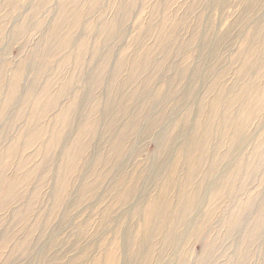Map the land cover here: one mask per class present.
I'll return each mask as SVG.
<instances>
[{"label": "rangeland", "instance_id": "obj_1", "mask_svg": "<svg viewBox=\"0 0 264 264\" xmlns=\"http://www.w3.org/2000/svg\"><path fill=\"white\" fill-rule=\"evenodd\" d=\"M10 193L0 264H264V0H0Z\"/></svg>", "mask_w": 264, "mask_h": 264}, {"label": "bare ground", "instance_id": "obj_2", "mask_svg": "<svg viewBox=\"0 0 264 264\" xmlns=\"http://www.w3.org/2000/svg\"><path fill=\"white\" fill-rule=\"evenodd\" d=\"M148 63H149V59H147L146 60ZM122 67V66H121ZM129 83V85H127ZM148 83V82H147ZM123 85H127L128 87H130V86H134L133 88H132V90L129 92V94H128V96H126L125 98L123 97L122 99H121V109H123L122 111H120V114L121 115H123V114H125L126 113V110H128V107H129V104H130V102H133V101H135L137 98H138V96L140 95V91H139V87L137 86L138 84H137V78H131V79H127V80H125L124 82H123ZM140 85V84H139ZM14 89H16L15 87H13ZM215 100V106H218L217 104L219 103V100L221 99V97L219 96V95H216V98H214ZM120 100V99H119ZM92 109H94V108H92ZM94 111V110H93ZM93 115V112L92 113H90V115L88 116L89 117V119L91 118V116ZM123 116H120V118H122ZM88 119V120H89ZM135 119V118H134ZM116 122H118L117 121V118L116 119H113L112 121H111V125H114ZM136 127V124H135V121H129V123L127 124V127ZM109 129V128H108ZM127 130V129H126ZM93 131H94V127H91V129L89 130V129H83L82 131H80L79 133H78V135L80 136V135H83L84 133V135H90L89 133L91 132L92 134H93ZM114 132V131H113ZM116 133V132H115ZM92 137V136H91ZM114 138V137H113ZM107 140V139H106ZM119 141H120V139H119ZM110 143V142H109ZM74 147V146H73ZM116 147H118V142H115L114 143V146L111 148L112 150H114ZM87 149H88V142H82L81 143V141H79V138H78V143L76 144L75 143V147L73 148V150H72V155H69L68 154V156H67V159H70V160H68L69 162L70 161H72V157L76 160V158H79L80 156H82V155H84V153H86L87 152ZM109 150V152L107 153L108 154V156H110L111 154H113V151L112 150ZM203 152H200V154H199V158L200 159H202V157H203ZM105 156V155H104ZM102 158L101 157H99V161H104V162H106L105 161V157H103V159L101 160ZM74 160V161H75ZM100 163H102V162H100ZM212 167L213 168H215V166H213L212 165ZM211 167V168H212ZM210 168V169H211ZM191 174L190 175H188L189 176V179H190V177H192V178H194L193 176H194V174H195V170H192L191 169V172H190ZM211 175V171H207V173L204 175V177L202 178V180L201 181H204V179H206L208 176H210ZM105 177V176H104ZM188 179V180H189ZM12 180H14V178L12 179ZM7 182H8V180H7ZM188 182V181H187ZM189 184V183H188ZM182 188H183V185H182ZM59 189H61V187H59V185L57 186V191H59ZM197 190H198V192H197ZM6 191H8V192H10V189H9V186L7 187V189H6ZM112 192V191H111ZM182 192H183V189H182ZM134 194V193H133ZM215 194H217V195H215V198H216V200L219 198V195H218V193H215ZM199 195H200V188L199 187H197V189L195 190V192L193 193V195H192V197H191V199H190V202H189V198H188V195L186 196V194H182L180 197H179V203H178V210H180V211H182V212H187V211H189V210H192L193 208H194V206H195V202H196V200L198 199V197H199ZM9 196L10 197H6V198H0V209H2L3 207L5 208L6 206H8V204H7V200H8V198H11V197H14V194L11 196V193L9 194ZM21 199V198H20ZM18 202V201H17ZM21 202V201H20ZM57 204H59V203H57ZM207 214L209 215L210 213H208L207 212ZM144 225V224H143ZM12 229V228H11ZM25 229V228H24ZM160 231V232H159ZM161 231H162V226H160L159 227V229H158V233H161ZM42 233V232H41ZM31 239V235L29 234V233H27L26 235H25V237H24V239H23V241L20 243L21 244V246L22 247H25V242H26V246L30 243V239ZM143 239V238H142ZM174 239V237L172 236V235H170V234H168V235H166L164 238H163V244H165V245H167L168 243H171L172 242V240ZM119 240V239H118ZM105 241V240H104ZM108 243V242H107ZM162 244V243H161ZM98 245V244H97ZM154 245V244H153ZM162 246V245H161ZM98 248V247H97ZM138 248V247H137ZM100 256V255H99ZM146 258V257H145ZM80 259V258H79ZM145 261V260H144ZM71 262V261H70ZM95 262V261H94ZM156 264V263H155Z\"/></svg>", "mask_w": 264, "mask_h": 264}]
</instances>
